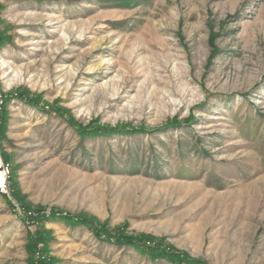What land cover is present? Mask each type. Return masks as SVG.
I'll list each match as a JSON object with an SVG mask.
<instances>
[{
    "label": "rangeland",
    "instance_id": "rangeland-1",
    "mask_svg": "<svg viewBox=\"0 0 264 264\" xmlns=\"http://www.w3.org/2000/svg\"><path fill=\"white\" fill-rule=\"evenodd\" d=\"M0 149V264H264V0H0Z\"/></svg>",
    "mask_w": 264,
    "mask_h": 264
},
{
    "label": "trees",
    "instance_id": "trees-1",
    "mask_svg": "<svg viewBox=\"0 0 264 264\" xmlns=\"http://www.w3.org/2000/svg\"><path fill=\"white\" fill-rule=\"evenodd\" d=\"M99 235L101 237H103L104 239H106V238L107 239L115 238V240H117V241L129 242V243L133 242L134 244H139V243L142 242V240L144 242L146 240V238H147V237H143V236H139V237H137V236H124V235H120V234H118V235H110V234H108L107 231H105V229L103 227L99 228ZM149 247L150 246H148V248ZM170 251H171V249H170ZM153 253H156V254H154L156 256H162V255L163 256H166V255L168 256V255H170L167 258H169V260H171V261H176L178 263H180L183 260V258H184V257L181 256L180 252H177V251H173L172 250L171 252L167 253V250L165 248L155 249V250L152 251V254ZM159 254H161V255H159ZM191 261L194 262V260H191Z\"/></svg>",
    "mask_w": 264,
    "mask_h": 264
},
{
    "label": "built area",
    "instance_id": "built-area-1",
    "mask_svg": "<svg viewBox=\"0 0 264 264\" xmlns=\"http://www.w3.org/2000/svg\"><path fill=\"white\" fill-rule=\"evenodd\" d=\"M11 170V166L5 161L0 149V191L2 192H8Z\"/></svg>",
    "mask_w": 264,
    "mask_h": 264
}]
</instances>
